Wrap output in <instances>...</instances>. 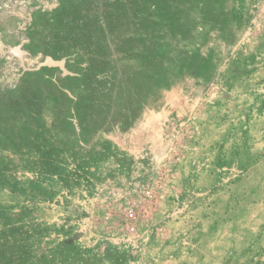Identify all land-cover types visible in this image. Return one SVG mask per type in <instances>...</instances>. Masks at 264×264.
<instances>
[{
    "label": "rangeland",
    "instance_id": "374dc122",
    "mask_svg": "<svg viewBox=\"0 0 264 264\" xmlns=\"http://www.w3.org/2000/svg\"><path fill=\"white\" fill-rule=\"evenodd\" d=\"M0 264H264V0H0Z\"/></svg>",
    "mask_w": 264,
    "mask_h": 264
}]
</instances>
